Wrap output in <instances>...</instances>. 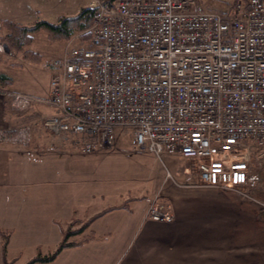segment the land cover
<instances>
[{"label":"built area","instance_id":"1","mask_svg":"<svg viewBox=\"0 0 264 264\" xmlns=\"http://www.w3.org/2000/svg\"><path fill=\"white\" fill-rule=\"evenodd\" d=\"M89 6L88 42L53 60L48 96L13 94L16 107H53L37 119L41 129L84 154L130 128L135 148L196 160L202 185L247 184L264 159V0H234L226 11L203 0ZM32 129H17L18 140ZM147 217L171 222L173 205L158 193Z\"/></svg>","mask_w":264,"mask_h":264},{"label":"crops","instance_id":"2","mask_svg":"<svg viewBox=\"0 0 264 264\" xmlns=\"http://www.w3.org/2000/svg\"><path fill=\"white\" fill-rule=\"evenodd\" d=\"M74 1L71 8L76 12L72 13L66 10L69 0H0V37L5 34L4 20L27 25L40 19L52 22L60 16L75 15L79 11L77 9L89 6L90 2ZM71 47L68 46L64 54ZM1 48L6 46L0 39V67L9 49L2 51ZM8 51L11 52L10 49ZM46 92L48 96L50 85ZM16 93L34 96L23 90L0 91V127L8 126L14 120L10 108L16 116L19 115L20 109L16 107L13 96ZM32 106H37L33 111L42 113L41 103H33ZM54 113L55 109L46 115ZM40 130L37 138L23 144L22 149L12 148L17 143L0 142V172L6 177L0 180L5 184L0 209L9 212L8 218L0 225V244L2 246V234H6L7 250L16 226L35 231L51 224L57 231L56 240L60 244L62 229L74 219L86 221L103 212L92 220L77 240L84 235H92L91 239L64 248L50 262L34 264H53L67 250L76 255L74 263L82 260V264H264V200L247 190L248 186H253L251 180L259 179L255 173L256 165L247 184L220 189L200 184L196 160L182 155L158 157L143 150L138 151L137 156L141 175L136 177L128 192L116 194L117 197L108 193L110 197L90 194L74 199L73 185L68 178L43 176L40 163L36 162L38 156L34 161L28 158L35 152L56 150L65 151L68 155L74 146L57 135ZM10 152L19 160L8 163ZM23 162L26 163L22 168ZM26 165L31 169L28 173ZM9 167L12 175H8ZM49 180L52 187L49 192H44ZM158 192L173 204L174 218L171 222L147 217L151 200ZM52 207L55 210L51 211ZM79 207L83 211L78 215L76 209ZM16 259L11 261L16 264Z\"/></svg>","mask_w":264,"mask_h":264},{"label":"rangeland","instance_id":"3","mask_svg":"<svg viewBox=\"0 0 264 264\" xmlns=\"http://www.w3.org/2000/svg\"><path fill=\"white\" fill-rule=\"evenodd\" d=\"M203 1H205L211 8L219 11H226L230 5L234 3V0ZM72 2L75 5L74 0H69L66 10L74 13L76 11L71 8L73 5ZM82 8L83 7L77 9L79 10L77 13H79ZM82 33L83 32H77L73 38L70 39V41H65L51 39L47 31L44 29L37 31L34 34V39L32 44H30L29 49L38 52L39 57L31 59L26 58L23 53L17 54L13 52L9 44L5 43L6 48L8 47L11 52L6 50V48H2L5 49L7 53L3 56L4 59L2 62L3 64H1L0 71L7 73L13 80L12 84L9 85L8 90H23L24 92L33 94L36 97H46L47 88H49L53 71H55L52 66L53 60L61 57L68 46L85 44V42L80 39L82 38ZM39 106L40 105H38V107ZM35 108H37V106H31L30 108L23 110L20 109V111H18L19 117L16 116L15 112L10 108V112L15 118L10 122V125L5 126L6 128L0 127V130L4 131H0V142H8L10 144L17 143L12 148L18 150L23 148V144H29L37 138V133H40V129L42 128L37 119L41 115L50 114L54 108L46 103H41V114L37 111H33ZM19 112L24 113L23 115L25 116L20 115ZM27 125H32L33 127L32 137L31 140L22 142L18 140L17 129H23V127ZM6 129L15 130L13 132H9ZM116 136L117 138L113 146L90 154H84L76 147H73L72 153H68V155L64 153L65 151L56 150L45 153L41 152L39 154L35 152L34 155H29L27 152V156L29 155L28 158L33 161L34 157L38 156L39 160L35 161L40 163V173L43 176H47L49 178H68L69 183H72L73 185L72 194L74 199H80L81 197H86V195L90 194H106V197H110L108 196L109 193L115 196L116 194L119 195L121 193L128 192L134 184L133 181L136 177L141 175V171H139L141 168L137 166L140 159L137 156L139 153L138 151H143L132 145V129L119 128ZM8 158H10L7 159L8 163L9 161L15 162L19 160V157H17L13 152H10ZM165 161L167 162L166 159ZM24 163L26 162L22 163V168L24 167ZM5 165L7 166V164ZM255 165V173L259 179L257 181L254 179L251 180V176L250 183H252L253 186H248L247 190L249 189V193L254 195V197L264 200V161H259ZM26 167V171L28 173L31 169L28 168V165H26ZM7 170L9 171L8 175H12V169L9 167ZM1 174L2 173L0 172V180L5 179L6 177ZM4 185L5 184L0 183V204L2 202V197L5 195ZM44 187L47 189L44 192H49L52 187L51 181L49 180L47 186ZM158 193L163 195L162 192ZM52 210H55V208L52 207L51 211ZM76 210V214L78 215L83 211L81 207ZM8 214V210L0 209V225H2L4 220L8 218ZM80 225L81 224H75L73 227H78ZM15 229L16 230L12 235L11 243L6 255H8L9 261L13 258H18L16 259V264H27L39 253H41L42 256H46L50 254L51 251L54 252L59 245L56 240L57 231L51 224L46 226L43 225L35 231L24 230L23 227L19 226H16ZM82 234L73 238L80 239ZM70 251L72 250L64 252V254L55 260L53 264H69V262H71L70 264H82V260L77 263L73 262L76 255L72 254ZM0 264H3L1 244Z\"/></svg>","mask_w":264,"mask_h":264},{"label":"trees","instance_id":"4","mask_svg":"<svg viewBox=\"0 0 264 264\" xmlns=\"http://www.w3.org/2000/svg\"><path fill=\"white\" fill-rule=\"evenodd\" d=\"M94 24V9L90 6H85L81 11L75 15L60 16L56 21H47L40 19L31 25L15 22L12 20L2 21V26L5 29V34L0 37L1 42L8 43L12 51L15 53H23L26 58H38L39 54L28 49V46L33 42L34 33L39 30H46L49 37L53 40H70L75 33L83 32L82 38L85 43L91 37V27ZM12 78L6 74L0 73V91H7L9 85L12 84ZM103 212L95 215L86 221L74 219L67 228L62 229V240L57 249L46 256L39 253L36 257L32 258L27 264H34L35 262H50L54 260L57 255L67 247L79 245L84 240L91 239L92 235H84L81 240L76 237L86 231L92 220L98 217ZM75 224H81L78 227H73ZM2 254L3 264H14L13 261L7 259V244L8 236L2 234Z\"/></svg>","mask_w":264,"mask_h":264},{"label":"snow or ice","instance_id":"5","mask_svg":"<svg viewBox=\"0 0 264 264\" xmlns=\"http://www.w3.org/2000/svg\"><path fill=\"white\" fill-rule=\"evenodd\" d=\"M217 167H219V166L217 165ZM239 179H243V177H239Z\"/></svg>","mask_w":264,"mask_h":264},{"label":"water","instance_id":"6","mask_svg":"<svg viewBox=\"0 0 264 264\" xmlns=\"http://www.w3.org/2000/svg\"><path fill=\"white\" fill-rule=\"evenodd\" d=\"M9 50V49H8Z\"/></svg>","mask_w":264,"mask_h":264}]
</instances>
